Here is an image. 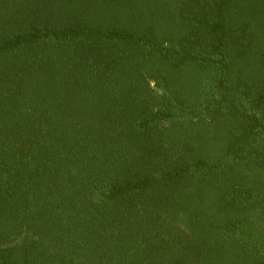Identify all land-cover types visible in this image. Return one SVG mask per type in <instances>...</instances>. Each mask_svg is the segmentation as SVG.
Returning <instances> with one entry per match:
<instances>
[{
  "label": "trees",
  "instance_id": "trees-1",
  "mask_svg": "<svg viewBox=\"0 0 264 264\" xmlns=\"http://www.w3.org/2000/svg\"><path fill=\"white\" fill-rule=\"evenodd\" d=\"M0 264H264V0H0Z\"/></svg>",
  "mask_w": 264,
  "mask_h": 264
}]
</instances>
